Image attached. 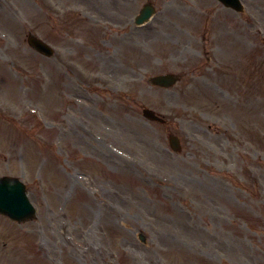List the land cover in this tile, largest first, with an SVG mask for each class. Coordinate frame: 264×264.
I'll use <instances>...</instances> for the list:
<instances>
[{
    "label": "rangeland",
    "instance_id": "1",
    "mask_svg": "<svg viewBox=\"0 0 264 264\" xmlns=\"http://www.w3.org/2000/svg\"><path fill=\"white\" fill-rule=\"evenodd\" d=\"M242 1L0 0V177L38 212L0 215V264H264V0Z\"/></svg>",
    "mask_w": 264,
    "mask_h": 264
},
{
    "label": "water",
    "instance_id": "2",
    "mask_svg": "<svg viewBox=\"0 0 264 264\" xmlns=\"http://www.w3.org/2000/svg\"><path fill=\"white\" fill-rule=\"evenodd\" d=\"M221 1L225 2L226 5H230L232 3H236L238 0ZM142 14L146 16L140 17L138 22L143 21L150 15L149 12L144 13V11ZM28 43L36 50L40 51V53H44L47 56H52L54 54V51L48 45L33 35L29 36ZM149 80L154 86L158 85L162 87H170L176 84L178 78L173 74H165V76L159 75L152 77ZM142 112L144 113L145 118L147 117L150 120L164 122V120L153 110L144 109ZM178 141L179 139L177 137L173 135L170 136V142L176 151L180 150V143ZM25 190V185L20 180L16 178L2 177L0 179V213L8 215L13 220L23 222L26 219L34 217L35 210L33 209Z\"/></svg>",
    "mask_w": 264,
    "mask_h": 264
}]
</instances>
